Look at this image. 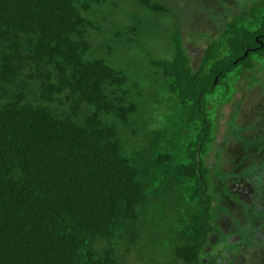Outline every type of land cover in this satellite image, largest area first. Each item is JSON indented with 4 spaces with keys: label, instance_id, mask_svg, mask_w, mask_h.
Returning a JSON list of instances; mask_svg holds the SVG:
<instances>
[{
    "label": "trees",
    "instance_id": "16d2710c",
    "mask_svg": "<svg viewBox=\"0 0 264 264\" xmlns=\"http://www.w3.org/2000/svg\"><path fill=\"white\" fill-rule=\"evenodd\" d=\"M263 97L264 0H0V264H264Z\"/></svg>",
    "mask_w": 264,
    "mask_h": 264
},
{
    "label": "rangeland",
    "instance_id": "374dc122",
    "mask_svg": "<svg viewBox=\"0 0 264 264\" xmlns=\"http://www.w3.org/2000/svg\"><path fill=\"white\" fill-rule=\"evenodd\" d=\"M237 1H239V0H237ZM204 19L205 18L203 17V15H201L200 17H198V16L193 17L192 20H194V21L193 22H191L192 20L188 21L187 24L190 26H195L197 28H191L192 30L189 28V30L192 31L193 33H189L185 29L184 34H183L187 48L189 49L191 55L195 59V61L193 63V66L195 68L198 67V65H199L201 51L203 50V48L206 45V39H212L216 35L214 28H210V29H203L202 28V25H200V24L204 22ZM172 32H173L172 28H166V29H163L162 31H159V33H155V34L151 33V39H148L147 41L144 40V42L148 43V46H147L148 48H151L152 46H154L155 48L154 47L153 48L156 49V50H154L155 52H159L160 55H166L167 56V55H169L170 50H168V52H163V53L161 51H163L162 48L166 49L164 46V44L167 45L166 35L167 36L171 35ZM205 34H207L206 38H203V35H205ZM101 37H102V35L99 34L98 39L100 40ZM147 47L145 49H148ZM136 55L137 54L135 52H131L130 54L122 55V57L126 60V61L124 60V62L126 63V62L130 61V58H132V60L138 61V59L135 58ZM257 92H258L257 90L252 92V99L253 98L258 99ZM262 99H264V97ZM246 106H247V104H244V108H246ZM238 118H239L238 121L240 124L245 123L246 119L244 116V111L240 112ZM248 122H250V121H248ZM230 146H232V145H230ZM229 157H230V155H228V154L224 155L225 161H223V162H225L224 164L226 165L225 166L226 168L227 167L229 168V166H230L229 161H228ZM247 191H248V193L251 192L249 187H248ZM157 217H159L161 219L163 218V220H159V221L161 224L163 223V225H165L167 227L166 219L169 218V215L167 213H164V217L160 216L159 214L157 215ZM164 219H165V221H164ZM166 227H164V229ZM147 229H148V231H150L151 227H148ZM172 235L173 234H170L169 231L166 232L165 234H155V233L147 234L146 233L144 235V240L140 243V246L143 245L141 249L145 253H147L148 259H155V261L163 262V263L166 261H169V257L167 255V253L172 248V245H173L172 243H173L174 236H172ZM239 239H240V234H233V232H232V234H230V238L228 239V241L229 242L232 241V242L236 243L237 241H239ZM220 247L221 246H220L219 241H217L215 246L211 245L210 247H208L205 250L204 254L200 258L201 264H207L211 259L215 258V254H217V252H222V249ZM225 257L226 256H224V258H222V260L225 263H228L229 261H231L232 258L233 259L235 258V261L232 262V264H249V261L246 260L247 257H243V256L236 257L235 255H228L226 258ZM217 262H220L219 259L216 260V263ZM128 264H132V262L131 263L129 262ZM166 264H169V262Z\"/></svg>",
    "mask_w": 264,
    "mask_h": 264
}]
</instances>
